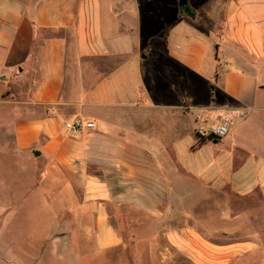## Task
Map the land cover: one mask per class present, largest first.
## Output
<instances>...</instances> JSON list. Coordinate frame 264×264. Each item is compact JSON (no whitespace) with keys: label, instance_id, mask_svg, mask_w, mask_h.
<instances>
[{"label":"crops","instance_id":"obj_1","mask_svg":"<svg viewBox=\"0 0 264 264\" xmlns=\"http://www.w3.org/2000/svg\"><path fill=\"white\" fill-rule=\"evenodd\" d=\"M136 1L0 0V160L26 180L15 198L0 192L2 258L20 247L21 263L37 264L46 243L71 240L65 225L97 252L163 263L168 250L232 264L264 242L224 229L231 217L184 212L206 201L199 186L228 192L229 215L232 202H264L261 139L250 138L264 114V0H204V24L179 13L155 25ZM199 77L213 84L212 116L177 86L191 90ZM230 108L245 118L217 144L198 145L197 128ZM74 119L95 129L70 135L64 123ZM40 198L63 220L19 245V209Z\"/></svg>","mask_w":264,"mask_h":264},{"label":"rangeland","instance_id":"obj_2","mask_svg":"<svg viewBox=\"0 0 264 264\" xmlns=\"http://www.w3.org/2000/svg\"><path fill=\"white\" fill-rule=\"evenodd\" d=\"M141 1L142 0L136 1L138 7L141 5L140 3H142ZM203 2L204 0H189L190 7L197 15H199V24H204L206 22L203 21L204 18L201 17ZM143 3L145 5L144 14L146 17H149L147 20L150 21L151 25H155L154 22L156 21L157 23L160 19L164 18V20L167 21L169 18L179 15L177 11V0H149L148 2H144L143 0ZM261 79L264 82V70ZM193 83V87L191 90H189L187 89L186 82L177 81V86L182 92L185 102L187 105L194 107L196 111L199 110L198 107L205 106V109L202 108L204 109V112H206L208 116L214 115L216 111L214 109H208L206 106L208 105V101H214L215 99L214 96L211 97V95L214 93L211 91L213 84L209 83L207 79L203 77H199ZM262 97V102L264 104V94ZM257 116H259L258 120L261 121L259 124L254 126L256 133H254V131L250 132V138L256 137L257 139H261L259 142H257L259 144L256 145L254 151L257 155L264 156V114L262 113L260 116V113H258ZM257 116L254 115V119H256ZM202 143L204 142L198 141V145ZM21 179H24L23 184L26 185L25 178H21V175L17 173L14 165L9 160H0V192H2V194L6 193V197L10 195L13 196L12 198H15V185ZM199 188L200 197L206 198V201H200V207L196 209L184 210V212H187L189 216H195L201 219L208 217L213 219L231 217V219L236 220L233 223H227L222 226L224 229L229 231L243 229L242 233L247 235L248 238L256 235L255 233H259L264 239V202L259 203L261 204L259 207H257V203L255 202H252L255 204V206L254 204L246 201H244V203L232 202L230 207L236 209L234 210V214L229 215L228 209L223 207L225 205L224 203L227 204L225 200L230 198L228 192L215 194L201 190V186H199ZM2 194L0 196L5 199L6 197ZM40 199L41 200L37 202L38 205H33V208L22 207L19 209L18 220L16 219L15 223L19 225L20 242L25 241L28 239V237H33V240H43L47 235L46 231L52 228V224L56 221L61 223L63 220L64 210L58 208L57 203H55V206L50 208L46 205V202H44L45 200L43 198ZM13 226L16 225L14 224ZM65 226L66 231L71 233V240H54L49 242L47 247L46 243L40 254L34 258L37 264H192L186 257L179 256L174 252H169L168 250V258L166 260L167 263L162 262V257L141 258L139 260L133 259V257L129 256V253H124L122 250L100 253L95 250L93 244L86 242L83 240V238L78 237L75 230L71 229V226ZM42 242L43 241H40L39 244L41 245ZM259 243L261 245L259 250L253 252L249 256L234 259L232 264H264V242L259 240ZM19 245L24 244L22 242ZM18 248L19 249L16 248L12 250L13 256L10 258H2L0 256V264H14L15 259L19 262V264H22L21 261L24 263V257L20 252L21 248Z\"/></svg>","mask_w":264,"mask_h":264},{"label":"built area","instance_id":"obj_3","mask_svg":"<svg viewBox=\"0 0 264 264\" xmlns=\"http://www.w3.org/2000/svg\"><path fill=\"white\" fill-rule=\"evenodd\" d=\"M246 112L239 109H226L221 115L217 116L211 125L199 126L196 130V138L198 140H207L209 136H213L219 141L225 138L230 130L234 120L244 119ZM65 131L70 135L80 134L84 131H92L95 125L91 122H84L80 119L64 123Z\"/></svg>","mask_w":264,"mask_h":264},{"label":"water","instance_id":"obj_4","mask_svg":"<svg viewBox=\"0 0 264 264\" xmlns=\"http://www.w3.org/2000/svg\"><path fill=\"white\" fill-rule=\"evenodd\" d=\"M177 6L179 13L186 17L193 19L195 17V12L189 6V0H177ZM207 141L211 144H217L219 142L218 139L213 136H209Z\"/></svg>","mask_w":264,"mask_h":264},{"label":"trees","instance_id":"obj_5","mask_svg":"<svg viewBox=\"0 0 264 264\" xmlns=\"http://www.w3.org/2000/svg\"><path fill=\"white\" fill-rule=\"evenodd\" d=\"M205 140H199V142H204Z\"/></svg>","mask_w":264,"mask_h":264},{"label":"flooded vegetation","instance_id":"obj_6","mask_svg":"<svg viewBox=\"0 0 264 264\" xmlns=\"http://www.w3.org/2000/svg\"><path fill=\"white\" fill-rule=\"evenodd\" d=\"M177 11H178V13H179L178 6H177Z\"/></svg>","mask_w":264,"mask_h":264}]
</instances>
